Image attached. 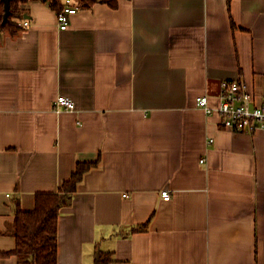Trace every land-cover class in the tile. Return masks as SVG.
<instances>
[{
    "label": "crops",
    "instance_id": "crops-1",
    "mask_svg": "<svg viewBox=\"0 0 264 264\" xmlns=\"http://www.w3.org/2000/svg\"><path fill=\"white\" fill-rule=\"evenodd\" d=\"M20 10L0 32V264H18L14 199L32 211L98 159L62 210L59 264H92L97 243L117 264H264V130L196 103L224 81L264 97V0L97 3L66 30L48 3Z\"/></svg>",
    "mask_w": 264,
    "mask_h": 264
},
{
    "label": "trees",
    "instance_id": "trees-1",
    "mask_svg": "<svg viewBox=\"0 0 264 264\" xmlns=\"http://www.w3.org/2000/svg\"><path fill=\"white\" fill-rule=\"evenodd\" d=\"M28 0H11V13L4 23L5 4L0 0V32L8 31L17 34L20 30L16 19L21 18L20 5ZM48 3L57 13L65 6V0H41ZM228 1L229 9L231 0ZM97 3L117 8L118 0H74V5L82 8H91ZM232 28L236 25L232 20ZM101 160L94 162H78L71 177L64 180L59 192L39 193L35 196V208L25 211L20 198H15V220L9 229V234L16 240L15 249L2 254L3 256H16L18 264H59V219L64 208L71 207L74 195L85 175L100 165ZM148 231V224L132 227L131 233H144ZM115 252L104 251L100 243L95 246L92 264H117Z\"/></svg>",
    "mask_w": 264,
    "mask_h": 264
},
{
    "label": "built area",
    "instance_id": "built-area-1",
    "mask_svg": "<svg viewBox=\"0 0 264 264\" xmlns=\"http://www.w3.org/2000/svg\"><path fill=\"white\" fill-rule=\"evenodd\" d=\"M78 9L79 6L74 5V0H65L64 9L57 14L62 30L68 28L70 17L75 15ZM24 26H30V22H25ZM218 101V105L212 107L209 97L200 96L197 97L196 103L208 115H219L221 125L231 131L254 134L264 130V97L256 96L246 84L241 81L222 82ZM55 109L58 112L75 111V102L69 97L59 96ZM162 196L166 201L171 200V193L167 190L162 192Z\"/></svg>",
    "mask_w": 264,
    "mask_h": 264
},
{
    "label": "water",
    "instance_id": "water-1",
    "mask_svg": "<svg viewBox=\"0 0 264 264\" xmlns=\"http://www.w3.org/2000/svg\"><path fill=\"white\" fill-rule=\"evenodd\" d=\"M5 4V15H4V23H6L9 19L11 13V0H3Z\"/></svg>",
    "mask_w": 264,
    "mask_h": 264
},
{
    "label": "bare ground",
    "instance_id": "bare-ground-1",
    "mask_svg": "<svg viewBox=\"0 0 264 264\" xmlns=\"http://www.w3.org/2000/svg\"><path fill=\"white\" fill-rule=\"evenodd\" d=\"M58 14V13H57Z\"/></svg>",
    "mask_w": 264,
    "mask_h": 264
}]
</instances>
